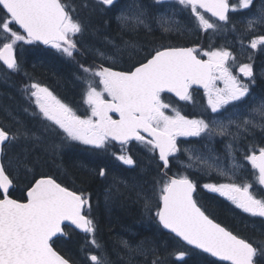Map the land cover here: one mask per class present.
Returning a JSON list of instances; mask_svg holds the SVG:
<instances>
[{
	"label": "snow or ice",
	"instance_id": "6c2138e0",
	"mask_svg": "<svg viewBox=\"0 0 264 264\" xmlns=\"http://www.w3.org/2000/svg\"><path fill=\"white\" fill-rule=\"evenodd\" d=\"M96 2L111 8L116 0ZM162 2L156 0L158 4ZM176 2L190 9L197 26L205 31L217 29V23L211 18L227 23L230 12L253 6V0H238L237 3H230V0ZM74 11L62 0H0V37L4 41L0 46V61L7 69L19 71L15 56L18 42L50 45L63 55L73 57L78 51L74 37L85 30L83 22L72 15ZM117 19L122 29L134 31L141 25L147 27L146 13L139 7L121 12ZM13 25L18 26V30H14ZM260 25H264V7L248 20L246 30L254 31ZM249 46L251 49L264 46V35L252 38ZM123 47L129 49L136 45L125 41ZM120 51L117 46V52ZM97 55L102 61L116 62L113 56L99 50ZM201 55L207 59H202ZM229 60L235 63V57L225 48L201 54L195 47L161 46L127 70H114L104 63L88 67L80 65L84 76L78 78L85 84L83 101L88 109L84 116L78 115L39 83L25 85L22 91L39 110L33 115H40L47 122L45 131L50 129L60 135L62 143L79 142L101 151H108L118 144L119 154L112 152V155L129 166L135 164L126 147L132 141L142 145L153 156L158 154V161L162 162L165 171L156 181L159 190L155 217L164 229L191 246L187 251L174 253L177 260L183 261L189 252L199 250L227 264H264V240L250 242L217 223L194 198L197 183L187 174L168 176L166 171L170 158H174L185 173L195 171L211 175L215 171L229 182L206 183L203 188L219 193L251 217L264 218V196L257 198L250 191L253 183L264 186V146L249 145L244 151L243 158L251 165L254 182H236L243 165L236 162L234 155L239 150L238 142L246 134L254 129L264 131V100L246 113L240 111V105L250 94V84L254 83L253 68L251 63L239 65V73L248 78L245 82L233 74ZM221 83L223 87L219 86ZM194 86L203 88L207 108L223 119L189 118L162 98L163 94L172 93L179 101L192 102ZM225 112L227 116H224ZM233 127L235 131H232ZM215 135L231 138L225 145L232 159L228 169L214 163L218 157L211 155V149H208L209 155H205L195 146L181 149L178 144L180 137L211 140ZM33 139L40 138L23 126L16 131L0 126V155L6 145ZM181 152L186 161L179 158ZM99 175H106L104 168L99 169ZM13 183V177L0 163V264H75L53 247L54 237L66 235L62 227L66 221L90 235L91 244L100 248L95 239L97 225L91 216L88 194L70 190L52 176L41 175L28 187L26 200L22 202L9 194ZM140 195L146 211L151 212L154 206L152 197L138 193ZM122 243L128 247L126 241ZM88 259L91 264H106L101 256L95 254L89 255ZM153 264H159V260H153Z\"/></svg>",
	"mask_w": 264,
	"mask_h": 264
},
{
	"label": "trees",
	"instance_id": "16d2710c",
	"mask_svg": "<svg viewBox=\"0 0 264 264\" xmlns=\"http://www.w3.org/2000/svg\"><path fill=\"white\" fill-rule=\"evenodd\" d=\"M62 2L68 5L70 10L75 9L72 15L85 25L84 32L74 37L77 40L78 51L74 52L73 57H67L48 45L24 44L16 45L19 71L9 70L1 65L5 73L0 76V126L11 131H16L18 127L23 126L40 138L27 142L20 140L5 146L2 163L14 180L9 193L11 198L25 201L26 190L41 175L52 176L70 190L88 194L92 205L91 216L97 225L95 239L102 248L96 251V255L104 257L106 264H153V260H159V264H226L212 260L195 250L189 252L183 261L177 260L174 253L181 250L187 251L188 247L159 225L155 217V204L149 212L150 219H147L148 212L145 211L143 196H138V193L143 192L148 195L147 190H140V187L151 183L156 184L163 173L157 154L153 156L145 148H130L135 164L127 168L117 164L112 155L104 157L97 154L94 160L96 163L93 166L84 160L87 157L78 151L79 148L58 150L55 147L56 140L53 138L55 133L50 130L45 131L38 118L29 116L31 110L25 111L30 106V101L26 99L22 91L25 85H29L28 82L35 81L49 89L54 85L52 89L58 96L60 94L61 99L81 98V88L76 83L81 75L78 67L99 64L95 58L97 50L112 55L109 50L111 44L121 46L125 41H130L140 49L139 60L161 46L195 47L200 52V50L208 49V35L201 30H195L186 35L180 33L167 35L158 30L149 33L143 29L130 34L131 32L122 31L115 19L117 8L114 6L104 9L97 4L96 0H62ZM247 13L244 14L249 17ZM240 16L236 19L237 21L241 20ZM235 25L244 27V23L237 24L235 21L230 25H219L224 28V33L220 37L234 39L230 37L229 29L236 27ZM13 28L18 30L15 25ZM240 29H235V32ZM251 34L264 35V25L257 26L252 33L247 34V37H251ZM234 40L237 41V39ZM230 49L235 51L231 47ZM248 60L252 64L255 79L253 89L257 92L263 91L264 49L257 50ZM193 93L195 96L201 94L200 91ZM162 98L166 103L179 108L181 113L189 118L208 120L211 116L205 103L195 105L201 99L187 107V104L178 103L169 96ZM259 133L261 132H255L257 138L261 137ZM45 140L48 144L44 143ZM260 141L262 143V140ZM116 150L117 148H111L108 152L112 153ZM142 151L151 156L149 158L152 161L149 164L145 156L139 153ZM179 158L183 160L184 157L179 155ZM178 165L173 158H170L167 174H187L197 183V203L206 210L210 218L250 242L264 240V218L244 216L217 194L203 188L206 183H220L219 176L205 177L202 173L195 171L185 173L184 168ZM100 168L106 171L104 177L99 175ZM137 175L143 177L140 178L142 182L139 185L132 183L135 181L132 177ZM123 182L127 185H123ZM157 186V196H153L155 202L158 199L159 185ZM260 192L264 196L261 189ZM64 232L66 235L56 238L53 247L75 264H91L88 259L91 252L86 241L87 234L79 233L69 227H64ZM125 241L139 249L134 254H127L122 243Z\"/></svg>",
	"mask_w": 264,
	"mask_h": 264
},
{
	"label": "rangeland",
	"instance_id": "374dc122",
	"mask_svg": "<svg viewBox=\"0 0 264 264\" xmlns=\"http://www.w3.org/2000/svg\"><path fill=\"white\" fill-rule=\"evenodd\" d=\"M173 2H176V0L173 1ZM117 3H119V4L116 7L117 8V12H116V17L115 18H117V16H119L121 14V12H128L129 9H133L134 10L137 7L143 9L144 8V5L146 4V0H116L115 5ZM104 7H105V9L107 8V6H104ZM262 7H264V5ZM143 10L145 11V13L147 12L146 11L147 9L146 10L143 9ZM243 10H245V9H243ZM240 11H242V10L235 11L234 14H236V13H238ZM129 14H131V13L129 12ZM254 16H255V14L254 15H251V16H249L247 18L246 15H241L239 17L241 19L240 21H237L236 19H238V18L235 16V22H237V24L244 23V27H242L241 25H235L238 29L241 28L240 30H237L236 32H235V29H237L236 27H231L229 29L230 37L231 38H234V39H237V41L234 40V39H224L225 37H220V34L224 33L223 32L224 31V28H221L218 25H217V29L215 31H213L211 29L205 31V30H202L201 28H199L197 26V23H195L193 25H188V24H185L184 22H178V21H176V20L168 17L165 14L160 15L159 20L157 21V23H150L148 21V19L147 20L145 19V23H146L147 27L141 25L139 28L135 29L134 31L133 30H128V29H122V28L121 29L124 32H131V34L137 33L138 31H141L142 29L145 30L146 32L148 31L149 33L153 32L155 30H158V31L163 32L164 34H167V35L168 34H171V33L172 34H174V33H180L182 35H186L187 33H190V32L195 31V30H201V31L205 32L208 35V39H209L208 49L207 50H200L201 54H202L203 51H209V50H214V49L225 48V49L229 50L233 54V56L235 57V63L234 64H233V62L231 60H229V65L231 67V71L233 72L234 75H237L239 78H241L245 82H248V78L243 77L242 74H240L239 73V70H238L239 69V65L242 64V63H246V62L245 61H240L238 63L237 61L250 59L255 54V52L257 50L264 49V46H258L257 49H251L250 46H249L250 40H247L246 39L247 34L249 32H251V33L253 32V31H247L246 30L248 20L249 19H252ZM118 23L120 24L119 21H118ZM230 24H232V23L230 22L229 25ZM224 27H228V26H224ZM165 28H170L171 30L165 31L164 30ZM240 39H242V40H240ZM3 42H4L3 41V38L0 37V46H2V43ZM24 44L25 43H23V42H18L17 43V45H24ZM123 46H124V43L121 46H118V47L121 48V51L118 53L117 52V46H116V44H113L110 51L116 57H122L125 54L126 55L127 54H132L134 51H136V50L139 49L137 47H135V48H129V49H124ZM230 47L233 48L235 51H232L230 49ZM50 48H52V47L50 46ZM52 49H55V48H52ZM91 53H92V51H91ZM95 53H96L95 54L96 55L95 58L101 59L97 55V52H95ZM236 53H237V55H236ZM205 58L207 59V57H205ZM247 63H250V62H247ZM78 70H80V73L81 74H84V73H82V71L80 69V66L78 67ZM262 72H264V70ZM2 73H5V70H3V68L1 67V64H0V76H2ZM79 77H81V75ZM252 79L255 80L254 79V75H253ZM254 85H255V82L250 84V94L246 98V101L243 104L240 105V111L241 112H245L246 113L251 107L258 106L259 105V102L261 100H264V90L263 91L260 90V92H257L256 90L253 89V86ZM219 86L220 87H223V84L221 83ZM197 100H200V101L196 103ZM194 103H196L195 105H197V104H200L201 105L202 103H205L206 108H207V98L205 97L204 92H202L199 96H195L194 95L192 102H187L186 101L187 107L188 106H191ZM31 104L34 107V105H35L34 102H31ZM195 105H194V108H196ZM36 110H37V113H38V111H39L38 108H36ZM207 111H208L209 114H211V116H209V119L208 120H210L213 117H216V114L211 113V110L210 109L207 108ZM230 111H231V109H230ZM227 115H228V113L225 112L224 113V116H227ZM216 118L223 119V116H219V117H216ZM257 119H259V118H257ZM232 131H235V128L234 127L232 128ZM256 131L257 132H261V133H259V135H261V137H258L257 138V136L255 134ZM263 132L264 131H261L260 129H254L251 133L246 134L238 142L237 147H238L239 150H237L234 153V155H235V158H236V162L239 163V164H242L243 167L237 173V176H236V182L237 183H243L245 181H247V182H254V176L252 175L253 170L251 169V165L248 164V162L244 160L243 155H244V151L247 149V147L249 145H252V146H255V147L264 146V143H261V141H260V140H264V133ZM230 139L231 138L228 137V136L222 137V136H219V135H215L211 140H208L207 138L201 139V138H197V137H188V138L180 137V138H178V143L179 144H182V142H185L184 143V146L181 147V149H183L185 147L195 146V148L199 149L200 152L201 153H204L205 155H209L208 149H211L212 150L211 155H214L215 157H218V159H216L214 161V163L216 165L222 167V168L228 169L231 166V164H232V159L228 156V154L226 152L225 145L229 142ZM204 145H207L208 147L205 148ZM138 146H140V148H144L140 144H138ZM127 149H128V154L131 155L130 148H127ZM109 150H111V148H109ZM119 152H120V149H117L116 153L119 154ZM139 153L142 154L143 156H145L146 160L148 161V164L152 161V159L149 158L151 156L148 155V153H146L145 151L144 152L142 151V152H139ZM107 155H112V153L107 152ZM178 155H182L184 157L183 160H185V161L187 160V158H186V156L184 155L183 152L179 153ZM113 159L116 160L114 156H113ZM116 161H118V160H116ZM173 161L176 162V160L174 158H173ZM118 162L122 166H125L127 168H130V167L133 166V165H131V166L124 165L120 161H118ZM210 162H212V161H210ZM176 164L178 165L177 162H176ZM142 172L144 173V171H142ZM142 172L140 174H142ZM199 173H202L203 176H205V177L219 176V175H217V173L215 171H212L211 172V175L206 174V172H199ZM219 177L221 179L220 183H227V182H229L226 178L221 177V176H219ZM140 178H143V177H141V175L140 176L137 175V176L132 177V180L135 179V181H133L132 183H136L138 185L141 184L142 181H140ZM123 185H127V183L126 182H123ZM157 187L158 186L155 183H151L150 185H147V186H144L143 185L142 188L140 187V190L146 189L147 192L149 193L148 194L149 197H152V199H153V196H157L156 195ZM250 191H253L257 195V198H261L262 197L261 192H260V189H259V186L256 185L255 183H253V188L250 189ZM215 194H217L219 197H221L222 199H224L226 202L234 205L231 201H229L227 198L221 196L219 193H215ZM154 204H155V199H153V205ZM145 211H146V209H145ZM146 215H147L146 216L147 219H150L149 216H148L149 215V212ZM258 218H260V217H258ZM91 239H92V237L87 234L86 241H87L88 248H89V250L91 252V254H89V255H92V254H95L96 255V251L97 250L100 251L102 248L100 246V248L97 249L95 246H93L91 244ZM127 244H128V247L127 248L123 245L124 246V249H125V251H126L127 254H134L139 249L138 247H134L133 245H131L129 243H127ZM89 255H88V257H89Z\"/></svg>",
	"mask_w": 264,
	"mask_h": 264
},
{
	"label": "flooded vegetation",
	"instance_id": "af4514ba",
	"mask_svg": "<svg viewBox=\"0 0 264 264\" xmlns=\"http://www.w3.org/2000/svg\"><path fill=\"white\" fill-rule=\"evenodd\" d=\"M173 1H175V0H163L162 3L158 4V3H156V0H146V4L144 5V8H143L145 10L147 9L146 10L147 11L146 12V20L148 19V21L150 23H157V21L159 20L160 15L165 14L168 17H170V18H172V19H174V20H176L178 22H184L185 24H188V25H193V24L197 23L195 21V18L192 16L190 9H185L181 5H179L177 2H173ZM237 2H238V0H230V3H237ZM119 3L114 5V7H117V5ZM263 5H264V0H253V6L250 9H253L256 6H263ZM106 9H110V8L107 7ZM245 12H248V9H245V10L242 9V11H240V12H238L236 14H234L235 12H230L229 13V20H228L227 23L216 21L215 18H211V20L213 22H216L217 25L229 24L230 22L233 23L235 21V16L238 18V16H240L241 14H244ZM205 15H206V17H210V15L208 13H205ZM115 19L118 20L117 18H115ZM128 33H130V32H128ZM113 44H115V43H113ZM113 44H111L109 50H111V47H112ZM174 47H184V46H174ZM134 52H135V54H133ZM134 52L132 54H127V55L125 54L122 57H116L113 53H111L112 55L107 54V55L115 57L114 58L115 61H116L115 63H112L111 61H102L99 58H96V59L98 60L99 64L100 63H104L105 66H111V67L114 68V70H118V71L127 70L129 67H131L132 65L138 63L139 61H141L144 58L143 55H142L143 58H141L140 60L138 58V56H141L140 49H138V50H136ZM202 57H204V56H202ZM83 76H84V74H81V77H83ZM34 82L35 81H31V82H28V83L31 84V83H34ZM35 83H38V82H35ZM76 83L81 88V98L72 97V98H68V99L64 100V99H61L59 97L60 94L58 96L55 93V91L52 89L53 87H55L54 85H53V87L51 89H49L48 87L47 88L53 93V95H55L63 103H65V104L69 105L71 108H73V110H75L78 115L84 116V115L88 114L87 105L84 104V101H83V93H84V90H85V84L83 83V80L79 79V78H77ZM44 87H46V86H44ZM57 91L59 92V89H57ZM164 96H169V95L163 94L162 97H164ZM193 96H194V94H193ZM169 97H171V96H169ZM28 110H31L28 115L31 116V117L38 118L41 121V125L45 128V125H46L47 122L42 120L40 115H33V113H37L36 106L34 105V107H33L31 102H30V106H28ZM114 118H117V117L114 116ZM53 138L56 140L55 142L57 143V145H59L58 150L60 148H79L80 150H78V151L81 154H83V155H85L87 157V158L83 157L84 160L87 161V163H90L93 166L96 163V162H94V160L96 159L97 154L98 155H104V157H106L107 152H108V151H101V150H98V149L94 150V149H92L91 146L79 144V142H71L70 144L69 143H62L61 136L58 135L57 133H55L53 135ZM44 143L48 144V141L45 140ZM126 147L127 148H140V146H138V143L135 142V141H132ZM110 148L120 149V146L117 145V144H114ZM114 161H116V160H114ZM116 162H117V164L121 165L118 161H116ZM196 192H197V190H196ZM195 198H196V196H195ZM229 205H231L235 209L241 211L244 216L251 217L248 213H244L242 210L236 208V206H234V205H232L230 203H229Z\"/></svg>",
	"mask_w": 264,
	"mask_h": 264
},
{
	"label": "water",
	"instance_id": "95a60500",
	"mask_svg": "<svg viewBox=\"0 0 264 264\" xmlns=\"http://www.w3.org/2000/svg\"><path fill=\"white\" fill-rule=\"evenodd\" d=\"M210 15V14H209ZM16 26V25H15ZM17 28H18V26H16ZM21 32H22V30H20ZM38 44H40V45H43V44H41V43H38ZM43 46H45V45H43ZM2 63H3V61H1ZM4 65V64H3ZM4 66H6V65H4ZM193 89H195V90H203V88H201V87H199V86H194V88ZM165 94H169V95H171L172 97H174L177 101H179V99L177 98V97H175V95L174 94H172V93H165ZM179 102H183V101H179ZM118 145V144H117ZM157 156H158V154H157ZM2 155H0V163H2ZM160 164L162 165V162H160ZM165 170V169H164ZM164 170H163V172H164ZM168 176H170V175H168ZM261 188H262V190H263V192H264V186H261ZM26 193H27V191H26ZM26 193H25V199H26ZM194 196H195V193H194ZM162 228H163V226L162 225H160ZM62 227H69V228H72V229H75L76 231H78V232H80V233H84V232H82L81 230H79V229H76L75 228V226L74 225H71L70 224V222H65L64 223V225H62ZM164 229V228H163ZM164 230H166L167 232H169V230H167V229H164ZM170 233V232H169ZM172 236H174V234H172V233H170ZM59 236H63V235H60V234H58L56 237H54L53 238V240H55L56 238H58ZM175 237V236H174ZM176 238V237H175ZM176 239H178L179 240V238H176ZM180 241V240H179ZM183 245H185L184 244V242H182V241H180ZM185 246H187V245H185ZM187 247H191V246H187ZM195 251H198V252H200L199 250H195ZM201 253V252H200ZM204 254V253H203ZM204 255H206V256H208V257H210L212 260H215V261H217V262H221V263H226L227 264V262H222V261H219L218 260V258H215V257H211V256H209L208 254H204Z\"/></svg>",
	"mask_w": 264,
	"mask_h": 264
},
{
	"label": "bare ground",
	"instance_id": "6f19581e",
	"mask_svg": "<svg viewBox=\"0 0 264 264\" xmlns=\"http://www.w3.org/2000/svg\"><path fill=\"white\" fill-rule=\"evenodd\" d=\"M259 187H260V189L262 190L261 186H259Z\"/></svg>",
	"mask_w": 264,
	"mask_h": 264
}]
</instances>
